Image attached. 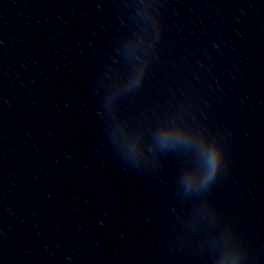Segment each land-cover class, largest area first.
<instances>
[{"label": "water", "instance_id": "obj_1", "mask_svg": "<svg viewBox=\"0 0 264 264\" xmlns=\"http://www.w3.org/2000/svg\"><path fill=\"white\" fill-rule=\"evenodd\" d=\"M0 264H264V0H0Z\"/></svg>", "mask_w": 264, "mask_h": 264}]
</instances>
